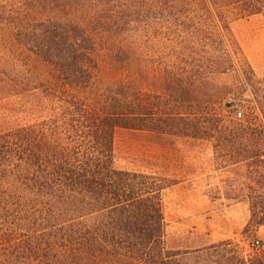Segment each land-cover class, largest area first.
Here are the masks:
<instances>
[{
    "label": "trees",
    "instance_id": "16d2710c",
    "mask_svg": "<svg viewBox=\"0 0 264 264\" xmlns=\"http://www.w3.org/2000/svg\"><path fill=\"white\" fill-rule=\"evenodd\" d=\"M253 16L264 0H0V102L37 116L0 130V264H264L231 240L172 247L177 183L115 154L120 130L209 143L244 235L264 227V103L222 114L225 78L253 74L230 24Z\"/></svg>",
    "mask_w": 264,
    "mask_h": 264
},
{
    "label": "rangeland",
    "instance_id": "374dc122",
    "mask_svg": "<svg viewBox=\"0 0 264 264\" xmlns=\"http://www.w3.org/2000/svg\"><path fill=\"white\" fill-rule=\"evenodd\" d=\"M231 32L243 50L253 74L231 73L225 78L231 88V105L222 114L245 121L255 106L264 103V19H235ZM252 84L258 97L252 95ZM157 92L161 89L156 88ZM31 98L0 102V130L37 118ZM242 113V117H238ZM116 167L120 170L154 173L177 184L165 193L164 214L171 246H199L234 241L249 254L264 253V227L244 235L250 219L247 203L225 199L226 184L233 169L220 168L212 146L187 138L161 136L144 131L120 130L115 136Z\"/></svg>",
    "mask_w": 264,
    "mask_h": 264
},
{
    "label": "built area",
    "instance_id": "2783aa9c",
    "mask_svg": "<svg viewBox=\"0 0 264 264\" xmlns=\"http://www.w3.org/2000/svg\"><path fill=\"white\" fill-rule=\"evenodd\" d=\"M238 117H239V118L242 117V113H238Z\"/></svg>",
    "mask_w": 264,
    "mask_h": 264
}]
</instances>
